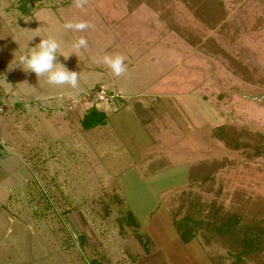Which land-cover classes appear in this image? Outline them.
I'll return each mask as SVG.
<instances>
[{"label":"rangeland","instance_id":"1","mask_svg":"<svg viewBox=\"0 0 264 264\" xmlns=\"http://www.w3.org/2000/svg\"><path fill=\"white\" fill-rule=\"evenodd\" d=\"M76 3L0 0L7 52L52 37L70 54L59 62L79 73L72 88L11 67L36 110L55 97L45 111L73 114L55 137L19 128L21 147L0 146L11 178L0 190V264H132L151 243L142 222L161 207L217 264H264V0ZM79 21L90 26L63 27ZM80 37L87 47L75 50ZM115 55L120 76L103 62ZM91 87L146 106L144 128L125 113L117 128V113L108 116L128 160L114 156L111 131L81 147Z\"/></svg>","mask_w":264,"mask_h":264},{"label":"crops","instance_id":"2","mask_svg":"<svg viewBox=\"0 0 264 264\" xmlns=\"http://www.w3.org/2000/svg\"><path fill=\"white\" fill-rule=\"evenodd\" d=\"M5 45L6 44H0V105L4 106L6 110L5 114L0 118L1 139L3 141L4 139H8L14 146L21 147V144L24 143L27 136L25 135L26 132L19 128H36L35 130L38 132H49L53 136L59 133L61 128L66 129L65 131H67V128H72L65 120V112L68 113L66 114L68 119L73 114L71 109L61 108L64 112L54 111L52 113L45 111L50 109V107L55 104V101L58 100L55 99V97H46L47 99L45 102L47 106H40L38 105L39 103H37L39 107L38 110L34 107L35 103L38 101H34L33 98L32 102L25 101V99L29 97L27 95L23 96L24 93L26 94V90L23 88L24 93H22V86L18 77L15 74H13L12 77L10 76V73L14 71L11 67L16 68L14 67L13 59L17 54L7 52L9 46L6 48ZM11 64H13V66H11ZM110 83L116 91V79H112ZM117 90L118 92H124V89L118 88ZM59 99L62 98L59 97ZM136 100L139 99H135L132 105L129 104L128 101L120 102L121 104H118L117 107L118 112L115 111L116 106H109L105 113L108 116L117 113L116 117L123 113L127 115L126 117H131L132 115L137 118V122L144 128L141 120L144 118L146 106L139 105ZM5 102H11L9 108L5 106ZM26 105H28V107H26ZM49 105L51 106L49 107ZM55 107H53V109ZM41 110L44 111L41 112ZM120 117L116 118L117 128H120V125L122 128L123 125V123L119 122ZM155 125L156 120L150 123L148 127L155 128ZM108 126L109 123L103 127H97L90 131L83 130L87 134V139L85 140L86 142L81 144V147L89 148L88 138L91 137L90 135L94 136L97 133H108L107 131H111L113 133V139L111 140L110 147L114 150L119 149L118 151L116 150L114 156L122 155V157L124 156V158L128 160V156L125 155L126 153H121L120 151L121 148H119V144L121 142L119 143V141L115 139L116 127L108 128ZM46 128L47 130H45ZM80 128H82V125H80ZM129 144L131 145V141ZM122 147L125 149L123 144ZM4 159L5 157H0V190L2 189L3 192L7 185L6 182L11 180L8 176L10 170ZM3 192L0 193V195H2ZM153 213L149 221L142 222L143 228L151 240L150 246L147 247L148 251L143 249L142 256L132 264H217L199 239L194 238L188 242L182 240L179 231L170 219L168 211L165 208L161 207L157 212L153 211Z\"/></svg>","mask_w":264,"mask_h":264},{"label":"clouds","instance_id":"3","mask_svg":"<svg viewBox=\"0 0 264 264\" xmlns=\"http://www.w3.org/2000/svg\"><path fill=\"white\" fill-rule=\"evenodd\" d=\"M77 7H82V0H77ZM90 25L85 21L76 23L68 22L63 25L65 29L74 31H83ZM34 37H39V42L29 47L30 41ZM87 47V40L84 37L78 38L73 48L79 50ZM60 42L52 37L41 38L39 35L33 36L26 45V51L14 57V67H19L27 73H34L37 78L45 76L47 83L50 85H69L77 88L79 73L69 70L64 64L59 62L58 57L63 56L65 60L69 55L65 56L60 53ZM103 62L109 67L115 76H120L126 71L124 57L120 55L105 56Z\"/></svg>","mask_w":264,"mask_h":264},{"label":"built area","instance_id":"4","mask_svg":"<svg viewBox=\"0 0 264 264\" xmlns=\"http://www.w3.org/2000/svg\"><path fill=\"white\" fill-rule=\"evenodd\" d=\"M81 99L82 101H87V103L92 102V107H96L97 109L102 110L104 112L106 111V107L109 106H116L115 111H117L119 102L123 100L120 94L109 92L104 88H93L88 93H86ZM5 111L6 110L4 106L0 105V117L5 114ZM0 146H2L5 151H8L7 145L1 138Z\"/></svg>","mask_w":264,"mask_h":264},{"label":"trees","instance_id":"5","mask_svg":"<svg viewBox=\"0 0 264 264\" xmlns=\"http://www.w3.org/2000/svg\"><path fill=\"white\" fill-rule=\"evenodd\" d=\"M107 123H108V115L104 111H100L96 107L91 108L81 121L82 128L85 131H90L96 129L97 127H103L107 125ZM234 221L237 223L238 220L234 219ZM173 223L176 226L177 230L179 231L182 240L184 242H188L189 240H191L186 236L182 235L179 226L174 221Z\"/></svg>","mask_w":264,"mask_h":264},{"label":"water","instance_id":"6","mask_svg":"<svg viewBox=\"0 0 264 264\" xmlns=\"http://www.w3.org/2000/svg\"><path fill=\"white\" fill-rule=\"evenodd\" d=\"M264 98V97H263Z\"/></svg>","mask_w":264,"mask_h":264}]
</instances>
